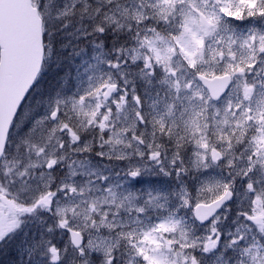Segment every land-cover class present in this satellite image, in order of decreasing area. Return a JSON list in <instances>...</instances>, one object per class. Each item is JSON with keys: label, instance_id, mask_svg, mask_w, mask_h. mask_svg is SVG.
<instances>
[{"label": "snow or ice", "instance_id": "6c2138e0", "mask_svg": "<svg viewBox=\"0 0 264 264\" xmlns=\"http://www.w3.org/2000/svg\"><path fill=\"white\" fill-rule=\"evenodd\" d=\"M0 264H264V0H0Z\"/></svg>", "mask_w": 264, "mask_h": 264}]
</instances>
